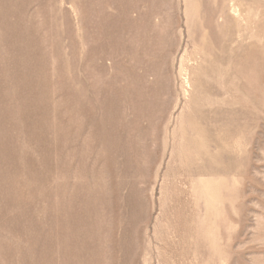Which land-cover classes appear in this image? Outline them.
<instances>
[{
	"label": "rangeland",
	"instance_id": "rangeland-1",
	"mask_svg": "<svg viewBox=\"0 0 264 264\" xmlns=\"http://www.w3.org/2000/svg\"><path fill=\"white\" fill-rule=\"evenodd\" d=\"M0 264H264V0H0Z\"/></svg>",
	"mask_w": 264,
	"mask_h": 264
}]
</instances>
